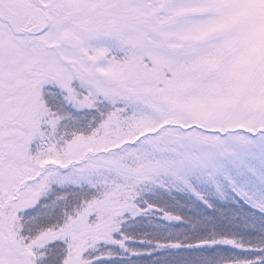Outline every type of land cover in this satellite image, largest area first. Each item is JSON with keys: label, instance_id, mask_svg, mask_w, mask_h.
Masks as SVG:
<instances>
[{"label": "snow or ice", "instance_id": "6c2138e0", "mask_svg": "<svg viewBox=\"0 0 264 264\" xmlns=\"http://www.w3.org/2000/svg\"><path fill=\"white\" fill-rule=\"evenodd\" d=\"M0 264H264V0H0Z\"/></svg>", "mask_w": 264, "mask_h": 264}]
</instances>
